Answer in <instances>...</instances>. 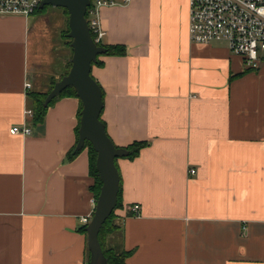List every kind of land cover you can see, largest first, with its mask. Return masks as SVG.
Masks as SVG:
<instances>
[{"label":"crops","instance_id":"1","mask_svg":"<svg viewBox=\"0 0 264 264\" xmlns=\"http://www.w3.org/2000/svg\"><path fill=\"white\" fill-rule=\"evenodd\" d=\"M60 7L0 14V264L90 262L88 148L70 156L80 99L57 97L37 123L26 114L28 93L68 64ZM100 25L102 43L126 46L92 66L107 133L120 147L146 141L116 160L108 243L130 251L126 264H264V52L250 67L224 41L192 42L189 0L103 5ZM24 123L29 134L10 132Z\"/></svg>","mask_w":264,"mask_h":264},{"label":"water","instance_id":"2","mask_svg":"<svg viewBox=\"0 0 264 264\" xmlns=\"http://www.w3.org/2000/svg\"><path fill=\"white\" fill-rule=\"evenodd\" d=\"M91 0H42L40 7L46 5L61 6L68 10V37L73 53L71 67L57 80L47 93L44 105L47 106L66 87L73 86L82 102L79 138L76 149L82 148L86 141L92 143L97 152L96 166L102 181L94 213L86 226L87 241L90 251L89 264H108L99 240V232L115 209L120 190V172L116 158L126 156L129 150L115 145L101 119L103 110V91L99 82L92 75V66L98 55L106 52L104 45L93 38L87 17V7Z\"/></svg>","mask_w":264,"mask_h":264},{"label":"built area","instance_id":"3","mask_svg":"<svg viewBox=\"0 0 264 264\" xmlns=\"http://www.w3.org/2000/svg\"><path fill=\"white\" fill-rule=\"evenodd\" d=\"M42 0H0V14H22L28 16L40 7ZM128 0H91L87 7V21L94 33L96 42L101 41L104 29L100 25V7L127 3ZM189 37L192 42L212 43L224 41L229 49L244 57L246 64L257 67L264 52V0H189ZM25 87H31L30 82ZM26 114L32 115V109ZM12 133L29 134L31 127L24 123L10 127ZM195 173V168L189 169ZM96 204V200L94 199ZM139 204L130 207L139 214ZM92 213L81 220L88 224Z\"/></svg>","mask_w":264,"mask_h":264},{"label":"trees","instance_id":"4","mask_svg":"<svg viewBox=\"0 0 264 264\" xmlns=\"http://www.w3.org/2000/svg\"><path fill=\"white\" fill-rule=\"evenodd\" d=\"M42 8H45V6L44 7H38L37 10H40ZM64 9L68 12V10L66 8H64ZM86 15H87V13H86ZM68 16H69V13H68ZM68 31H69V26H68L67 30L65 31V35L67 36L68 41H69V45H70L71 38L68 37V35H67ZM91 33H92L93 38L95 39L96 34L94 33V31L92 29H91ZM97 43L104 45L107 48V50L105 52L106 54L122 55V54L126 53V46L124 44H104V43H102V41H98ZM72 53H73V50H72ZM95 63L99 64V63H101V60H99V58H97V60L95 62H93V64H95ZM71 64H72V62L70 59V61L67 64L66 70L62 74V76L65 75L66 73H68V71L71 67ZM55 82H56V80H54L52 82L51 88L54 86ZM51 88L47 92L30 91L28 93L29 100L31 102V109L33 111V116H32L33 122L37 123V122H40L44 119V116L46 114L48 106L57 97L64 96V95H73V96H77L79 98V96L77 95L76 89L73 86H68L57 97H55L47 106H45L44 100L46 98L47 93L51 90ZM81 109H82V102L80 100V105H79V110H78L79 122H78V126H77L78 138H79L78 131H79V127H80ZM101 114H102V112H101ZM101 119H102V117H101ZM145 144H146V141H135V142H133L132 144H130L129 146L126 147L129 150V153L127 156L128 157L136 156L139 153L140 149ZM86 147L88 148V154H89L90 174L94 178V183L92 185V189L94 191L95 200H97V197H98V194L100 192L101 185H102V181H101V178H100L97 166H96L97 152L93 148L92 143L89 140H87L85 145L82 148H80V149L74 148L70 152V156H74L76 153H78L79 151H81L82 149H84ZM116 160H117V158H116ZM121 206H122V201H121V185H120L117 205H116L115 209L112 211V213L110 214V216L103 223V225L100 229V232H99V240H100V243L102 245L103 252L107 258L108 264H126V258L128 256V254L130 253L129 250L121 249L115 245L108 243V238L112 234H114L116 231H118L120 228V224H118L116 222L117 214L115 211L117 208H120ZM86 226H87V224L83 228L84 231H86ZM86 234H87V232H86Z\"/></svg>","mask_w":264,"mask_h":264},{"label":"rangeland","instance_id":"5","mask_svg":"<svg viewBox=\"0 0 264 264\" xmlns=\"http://www.w3.org/2000/svg\"><path fill=\"white\" fill-rule=\"evenodd\" d=\"M48 7L49 6H53V5H47ZM58 7V6H57ZM60 7V6H59ZM61 8V7H60ZM64 9V8H63ZM64 12H66V16L68 18V12L64 9ZM66 43L69 45V41L67 39H65ZM67 49H68V62L70 61L71 57H72V48L71 46H67ZM263 52V51H262Z\"/></svg>","mask_w":264,"mask_h":264}]
</instances>
